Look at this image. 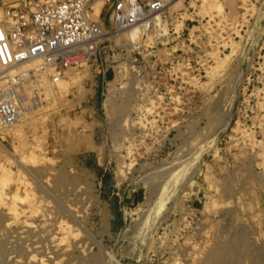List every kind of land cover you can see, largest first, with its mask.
Segmentation results:
<instances>
[{"label":"rangeland","instance_id":"obj_1","mask_svg":"<svg viewBox=\"0 0 264 264\" xmlns=\"http://www.w3.org/2000/svg\"><path fill=\"white\" fill-rule=\"evenodd\" d=\"M179 3L133 62L100 47L0 124V179L32 201L0 205V264H264V0Z\"/></svg>","mask_w":264,"mask_h":264},{"label":"built area","instance_id":"obj_2","mask_svg":"<svg viewBox=\"0 0 264 264\" xmlns=\"http://www.w3.org/2000/svg\"><path fill=\"white\" fill-rule=\"evenodd\" d=\"M167 0H0V120L9 125L36 100L28 79L41 71L55 81L70 66L96 59L99 48H123L135 56L155 44L145 42L154 19L165 15ZM102 26V27H101ZM104 35L121 34L117 44ZM154 39L157 37L153 36ZM107 39L108 43L102 44ZM124 39H121L124 41ZM108 46V47H107ZM122 53V52H121ZM119 59V57H118ZM35 61L27 68L17 64ZM113 58L93 69L114 75ZM93 61L89 64H92ZM36 66V67H35Z\"/></svg>","mask_w":264,"mask_h":264},{"label":"bare ground","instance_id":"obj_3","mask_svg":"<svg viewBox=\"0 0 264 264\" xmlns=\"http://www.w3.org/2000/svg\"><path fill=\"white\" fill-rule=\"evenodd\" d=\"M181 0H167V2H166V4H165V7H164V10L166 11V13L167 12H169V13H171L173 10H176V6H179L180 5V2ZM196 1L197 0H191V5L192 6H194V5H196L197 3H196ZM201 4H204L205 2H207V1H209V0H198ZM216 6H222V5H220V4H218V5H216ZM222 8V7H221ZM236 9V8H235ZM203 10V9H202ZM233 10V9H232ZM217 11V10H216ZM163 17H165V15L163 16ZM0 19H1V11H0ZM161 20H162V17H157V19H154V22H153V26H152V28L154 27V29H155V31H152V28L150 29V31L152 32V34H153V32H157V33H159V32H163V31H165V28L163 27V25H162V23H161ZM180 23V22H179ZM102 27V26H101ZM104 28H102L101 29V31H103L102 32V34L98 37V39L97 40H101V39H103L104 38V33L106 32L105 30H103ZM191 29V28H190ZM149 31V33L147 34V36L145 37V38H148V36L150 35V32ZM106 38H113L114 40H116L117 42H121V39H124V36L123 35H121L120 33L119 34H112L111 33V36H105ZM125 40V39H124ZM127 43V42H126ZM125 43V44H126ZM128 44V43H127ZM35 63V61H25V62H22V63H19L20 65H23V66H26L27 64H34ZM82 64L84 65V64H87L86 62L84 63V62H82ZM28 66V65H27ZM22 67V66H21ZM36 67V66H35ZM75 69H76V66H70V67H67L65 70H64V72H63V74L62 75H59L58 77H57V79H55V81L53 80H51L50 79V77H48L47 75H45L44 73H42L41 71H39L37 74H39L40 75V79H38V80H36L34 83L35 84H37L38 86H39V88L37 89V88H32V90L35 92V97H36V100L33 102V104H29V105H27V103L25 104V106H23V110H22V112L20 113V114H18V116L12 121V122H10L9 124H15V123H17L18 122V119L20 118V116L23 114H31L32 112H30V110H27L28 108H32L33 107V109L36 107V105H37V101H38V98H41V93L43 92V90H44V94L47 92V88H48V85H49V87H50V85H54V84H60V85H63V84H65V82L67 81V80H71L72 78H74L73 77V75H75L74 74V71H75ZM122 71H124L123 70V68H122ZM35 76V75H34ZM33 76V77H34ZM30 80V78L28 79V84H30L29 81ZM75 82V81H74ZM32 84V83H31ZM30 86V85H29ZM30 88H31V86H30ZM39 89H40V91H39ZM42 90V91H41ZM46 91V92H45ZM110 102H106V103H104V107L106 108L107 106H108V104H109ZM34 104H35V106H34ZM33 109H31V111H33ZM38 110V109H37ZM27 111V112H26ZM36 111V110H35ZM26 112V113H25ZM27 115V116H28ZM3 124L4 123V121L3 120H0V124ZM7 181H5V180H2V179H0V205H2V207L3 206H5L6 207V210L7 211H5V212H7V215H8V217L6 216V218H8V219H11V221H8V220H6V222H5V224H8V223H13L12 222V220H22V221H26V219L25 218H23V216L24 215H26V213H25V211H27V210H29V212H28V215H29V217H31V215L29 214L32 210H30L31 208H32V206H31V203H32V201H31V197L30 196H27L26 194H20L19 193V190H18V188L17 189H14V190H10L9 188H7V183H6ZM20 182V181H19ZM22 183V182H21ZM23 184V183H22ZM23 186V185H22ZM9 187V186H8ZM20 188V187H19ZM1 212V211H0ZM4 212V211H3ZM31 219L32 218H29V220L31 221ZM63 223H65L64 222V220L62 221ZM21 223V222H20ZM62 223V224H63ZM4 224V225H5ZM26 224V223H25ZM61 223H59L58 224V227H59V229H60V231H65V229L67 228V226H63ZM27 225H30V224H27ZM16 226V225H15ZM31 226V225H30ZM6 227V226H5ZM33 227V226H32ZM31 227V228H32ZM29 228V227H28ZM31 228H29L30 230H31ZM34 228V227H33ZM6 229H9L8 227H6ZM23 233V232H22ZM23 235V234H22ZM18 236V235H17ZM20 237V236H19ZM32 238H34V237H32ZM31 238V239H32ZM25 240H26V238H25ZM33 240V239H32ZM19 242H20V240H18ZM34 241V240H33ZM33 241H31V242H33ZM56 242V241H55ZM59 244L61 243L60 241H57ZM21 243V242H20ZM25 243V245H24V247H26V245H28V244H30L29 243V241H27V242H24ZM23 243V244H24ZM50 244V243H49ZM54 244V243H53ZM63 244V243H62ZM51 245V244H50ZM56 245V244H55ZM30 246V245H29ZM33 246V245H32ZM32 246H30L29 248H32ZM47 247V246H46ZM61 247H63V245L61 246ZM61 247H59L58 246V248H60V250L62 249ZM27 248V247H26ZM53 248V247H52ZM24 249V248H23ZM54 249V248H53ZM50 249H48V251H49ZM55 250H56V248H55ZM52 252V250L50 251V253ZM57 252V251H56ZM55 253V252H54ZM27 256V253H25L24 255H22L23 257H26ZM45 255V254H44ZM43 255V257H40V258H38V259H40L42 262H40V264H45V263H43L44 261H48V256L47 257H45ZM53 255V254H52ZM58 255L59 254H57L56 256H54L53 258L51 257H49V262H58L59 261V257H58ZM14 256H16V255H14ZM211 257V256H210ZM28 262H32L31 260H33V256H31V255H29L28 257ZM37 258V257H36ZM14 259V258H13ZM20 259V258H19ZM24 259V258H23ZM36 260V259H35ZM62 260V259H61ZM14 261H16V263H18L17 261L18 260H15L14 259ZM11 262V264L12 263H14L15 264V262H12V260L10 261ZM39 263V262H38ZM8 264V263H7ZM23 264V263H22ZM25 264H28L27 262H25ZM53 264V263H52Z\"/></svg>","mask_w":264,"mask_h":264},{"label":"crops","instance_id":"obj_4","mask_svg":"<svg viewBox=\"0 0 264 264\" xmlns=\"http://www.w3.org/2000/svg\"><path fill=\"white\" fill-rule=\"evenodd\" d=\"M97 78L98 79H100L101 81L103 80V79H105V77L101 74L100 76H97Z\"/></svg>","mask_w":264,"mask_h":264}]
</instances>
